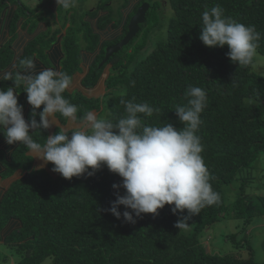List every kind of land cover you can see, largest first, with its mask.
<instances>
[{
	"label": "trees",
	"instance_id": "obj_1",
	"mask_svg": "<svg viewBox=\"0 0 264 264\" xmlns=\"http://www.w3.org/2000/svg\"><path fill=\"white\" fill-rule=\"evenodd\" d=\"M52 1L39 0L33 10L20 3L14 16L8 14L6 32L18 33L20 13L25 18L26 13L53 5ZM129 1L123 0L117 19L110 17L103 0L93 10L80 13L57 5V19L58 9L64 12L57 26L54 15L44 21L31 15L20 25L29 38L17 40V53L13 54L11 41L0 46V89L14 86L12 80L4 79L6 73L14 79L17 73L34 76L51 67L72 77L63 95L78 107V117L92 111L116 122L126 115L121 100H134L159 109L143 117L146 124L167 122L179 129L183 125L175 107L187 103L185 93L190 86L203 88L207 104L196 134L219 202L189 218V227L184 229L175 224L188 216L187 210L173 214L170 205L157 214H142L134 224L126 223L105 211L116 197L112 185L122 183L118 175L105 166L92 176L71 179L52 172L51 164L35 171L40 161L31 159L22 143L9 145L0 134V245L15 248L19 257L15 264H42L46 258L49 264H264L251 254L246 259L210 254L202 246V231L229 214L224 188L234 191L233 212L244 215L245 224L253 216L264 215V195H247L242 193V182L238 187L235 184L240 173L264 152V76L253 71L254 57L250 65L234 64L227 57V46L208 48L198 38L202 12L220 5L225 16L255 25L261 33L256 52L264 56V0H167L172 14L166 39L142 57L138 55L146 47L149 31L163 26L162 3L134 0L129 6ZM142 3L149 8L138 33L99 66L105 48L123 38ZM24 59H31L34 67L26 69L21 63ZM15 91L28 120L32 108L23 84L18 83ZM42 109L43 105L37 113ZM56 119L61 125L68 123L59 114ZM57 130L55 126L30 134L43 144ZM119 194H124L122 188Z\"/></svg>",
	"mask_w": 264,
	"mask_h": 264
},
{
	"label": "clouds",
	"instance_id": "obj_2",
	"mask_svg": "<svg viewBox=\"0 0 264 264\" xmlns=\"http://www.w3.org/2000/svg\"><path fill=\"white\" fill-rule=\"evenodd\" d=\"M64 9L75 6L76 0H56ZM199 40L208 48L227 46L228 59L241 66L250 65L256 55L261 33L255 25H245L224 14L220 5L202 12ZM21 63L34 67L31 59ZM4 79L14 86L0 89V134L9 145L22 143L31 159L40 161L35 171L48 164L51 171L64 179L92 176L105 166L118 175L122 183L113 184L116 197L105 209L117 220L134 224L142 214H157L165 205L173 214L187 210L188 216L176 222L177 229L187 228V220L206 206L219 202L211 176L204 162V147L196 134L203 123L201 113L207 104L206 91L190 86L185 93L187 103L177 105L175 114L183 127L171 123L152 126L143 117H151L159 109L147 102L121 100L126 115L113 122L89 111L78 117V107L63 95L73 79L67 73L47 68L33 75L6 73ZM24 86L30 118L25 120L23 105L18 103L15 87ZM134 86V81L131 82ZM43 105L42 111L37 113ZM68 122L61 125L56 115ZM37 116L39 120H37ZM58 130L45 138L43 144L33 139L36 130ZM91 169L92 171H89ZM124 194H119V189ZM123 206V212L119 208ZM130 210V211H129Z\"/></svg>",
	"mask_w": 264,
	"mask_h": 264
},
{
	"label": "rangeland",
	"instance_id": "obj_3",
	"mask_svg": "<svg viewBox=\"0 0 264 264\" xmlns=\"http://www.w3.org/2000/svg\"><path fill=\"white\" fill-rule=\"evenodd\" d=\"M3 0L0 1V3ZM17 2V0H10ZM28 10H33L39 0H19ZM152 1V0H148ZM162 7L160 20L162 21V28L152 29L149 32L146 47L140 52L138 57H142L147 52L155 47L158 42H163L166 39V24L172 11L168 5L167 0H160ZM33 2V5L30 4ZM101 0H76L73 7L77 13L91 11ZM107 4L104 8L111 10V18L117 19V14L120 12V5L123 0H103ZM109 4V5H108ZM37 6V5H36ZM41 11L45 13L41 16L42 19H50L49 14L51 9L47 6L42 7ZM72 12V11H71ZM70 12V13H71ZM58 21L63 22L64 12L58 9ZM52 15V14H51ZM84 18V14L80 16ZM70 20V17H68ZM68 20V21H69ZM59 23V22H58ZM59 23V24H60ZM253 71L256 74L264 76V56L256 52L254 56ZM243 183V192L247 195H264V152L261 153L249 167L245 168L240 173V180L236 182V187ZM237 193V191H236ZM224 202L229 206L228 216L220 218L219 221L213 223L209 228L202 231L201 242L205 251L210 254L231 255L246 259L253 256L257 262H264V215L253 216L249 223L245 224V217L235 216L232 208V203L236 198L234 191H228L224 188ZM189 227V226H188ZM187 230V229H185ZM13 247V246H12ZM0 245V264H15L19 259L15 254V248ZM49 258H46L42 264H49Z\"/></svg>",
	"mask_w": 264,
	"mask_h": 264
},
{
	"label": "crops",
	"instance_id": "obj_4",
	"mask_svg": "<svg viewBox=\"0 0 264 264\" xmlns=\"http://www.w3.org/2000/svg\"><path fill=\"white\" fill-rule=\"evenodd\" d=\"M21 1L17 0V2H12L10 0H4L2 5L0 6V46L4 45L7 41H11V49L13 51V54L15 55L17 53V49H16V42L18 39H24L25 41L29 38V36L27 35L26 33V30L25 29H22V22L31 18L32 16L35 18V17H39V19H41V21H44L45 19L42 20V15H41V9L40 10H36L35 13L31 14L30 13H26L25 14V18L23 17L24 15H22L21 13L19 14V19H18V22H19V26H18V33L15 34V35H10L8 32H6V22H7V17H8V14L11 16H14L15 15V12L17 11L18 12V7L20 5ZM53 5L52 4H48L46 5L47 7H49L52 11V15L55 16V18H53L54 20V24L55 26H57V23L59 22L57 17H56V13H57V3H56V0H53L52 1ZM31 5H33V2L31 3ZM56 4V5H55ZM135 4V1L134 0H130L129 1V6H133ZM36 6V5H35ZM127 15V9H124L122 11V16L123 18H125ZM52 19V18H50ZM21 27V28H20ZM13 39V40H11ZM55 127V126H53ZM51 127V128H53Z\"/></svg>",
	"mask_w": 264,
	"mask_h": 264
},
{
	"label": "water",
	"instance_id": "obj_5",
	"mask_svg": "<svg viewBox=\"0 0 264 264\" xmlns=\"http://www.w3.org/2000/svg\"><path fill=\"white\" fill-rule=\"evenodd\" d=\"M149 8L148 3H142L136 12L131 16L129 23L127 25V32L123 38L117 43L110 45L105 48L104 58L99 63L102 66L110 56L117 53L122 47L126 46L130 40L138 33L140 24L144 22L145 13Z\"/></svg>",
	"mask_w": 264,
	"mask_h": 264
}]
</instances>
